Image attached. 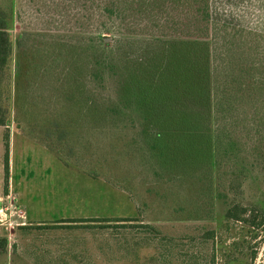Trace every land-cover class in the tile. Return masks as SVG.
Masks as SVG:
<instances>
[{"label": "rangeland", "instance_id": "1", "mask_svg": "<svg viewBox=\"0 0 264 264\" xmlns=\"http://www.w3.org/2000/svg\"><path fill=\"white\" fill-rule=\"evenodd\" d=\"M124 1L125 15L148 21L144 36L210 40L195 6ZM104 4L0 0L13 45L0 87V264H264V0L242 3L231 25L245 94L223 98L218 77L210 109L194 104L212 134L226 131L211 160L188 111L148 122L123 63L96 64L143 53L93 45L100 34L128 39L131 16L105 15Z\"/></svg>", "mask_w": 264, "mask_h": 264}, {"label": "trees", "instance_id": "2", "mask_svg": "<svg viewBox=\"0 0 264 264\" xmlns=\"http://www.w3.org/2000/svg\"><path fill=\"white\" fill-rule=\"evenodd\" d=\"M104 1L105 15L118 16L123 18V20L127 19V16H131L128 19L129 25L126 29L129 31V35H133V37H129L127 33L128 39L125 43L120 40H117V42L114 40V43L111 44L112 38L100 34L92 37L93 45L99 49H110V46L113 45L119 52L125 51V46L130 48V50L131 47L136 46L143 53L139 56L135 54L133 57L127 52L123 62L121 59L118 60L115 56L116 54H102L100 57L97 54V58H94L96 64L103 65L107 62L123 63V66L129 70L128 74H126L128 83L131 85L129 90L133 87L131 91L135 93L136 106L146 112L145 119L148 122L150 118H154L155 112H158V115L163 113L166 116L167 113L172 114L173 111H188L191 119L186 123L189 125V127L187 126L189 129L194 130L190 134L194 145L198 148L197 152L199 153V142L205 140L208 142L207 156L211 160L216 154L215 150V152L212 151V144L214 143L215 147L221 148L226 131L220 127L216 134H212L208 124L204 122V116L200 114L201 112L195 111L194 104L200 102L201 109L208 111L211 101L216 100L220 92L222 97H228V100L234 98L233 96L245 94L243 92L245 88L244 73L247 65L244 64L242 59L239 60L236 67L233 65L235 59L233 58L234 52L231 51V45L234 44L235 38L232 37L234 35L231 34V29L237 28L231 25L236 20L237 11L245 8L242 3L248 2V0H155L159 2L156 6L161 7L164 11L167 8L164 5L166 3L170 4L172 8H178L182 5L192 6V8L195 6L193 16L202 21L207 30L206 32L210 35V40L197 38L188 40L177 35L171 37L148 34L144 36L149 30L148 21L142 25L140 20H136L135 15H125L126 9L129 7L127 2L124 0ZM163 21H159L163 24L161 28L178 29L177 25H179V22L172 20V23L169 24V21ZM158 24L155 23L154 28ZM136 27L139 28V31L142 30L143 33L134 34L137 33ZM114 31L118 32V30ZM119 34L120 36L123 35L121 31ZM136 36L141 37L137 38ZM141 38H143L142 41L138 40ZM12 46V40L8 33L7 19L0 12V87H4L9 78V75L7 73L4 75V73L6 65L12 57ZM219 48L220 54H218ZM228 66L232 68L231 71L227 70ZM233 69L236 70L234 71ZM222 71H224V74L220 76ZM218 77L224 85V89L220 92L216 89ZM255 82L258 83L257 80L253 83ZM3 93L2 90L0 92V100L4 102ZM216 104L218 106L221 105L219 100ZM226 106V111L232 109L227 103ZM215 107L216 105L214 104ZM4 108H6L5 105ZM220 115L225 116L222 112L218 114V116ZM177 116L173 120L179 121L181 118L180 114ZM198 119L199 121H197ZM181 125L186 127V125ZM0 126H9V124L5 123V118L0 117ZM154 126H156V132H159V124ZM174 133H177L179 137L184 132L176 131ZM133 221L136 220L128 219L119 222L128 225L127 223ZM91 222L98 221L92 220ZM107 222L109 223L110 221Z\"/></svg>", "mask_w": 264, "mask_h": 264}, {"label": "crops", "instance_id": "3", "mask_svg": "<svg viewBox=\"0 0 264 264\" xmlns=\"http://www.w3.org/2000/svg\"><path fill=\"white\" fill-rule=\"evenodd\" d=\"M12 179L10 178V181H11ZM12 184V183H11ZM12 187H13V185H12ZM14 190H15V187H14ZM13 192V191H12ZM15 192H17L16 190H15ZM14 192V195L17 197V199H18V204H19V208H20V212L21 213H23L24 215H25V217H26V214H25V211H26V205H24V204H22L19 200H20V198H19V196H20V194L19 193H15ZM1 205V204H0ZM25 219V218H24ZM26 219H27V217H26ZM135 223H138L137 222V220L136 221H133V222H130V223H128V224H135ZM27 225V224H26ZM31 225V224H30ZM150 225V224H149ZM40 227V226H39Z\"/></svg>", "mask_w": 264, "mask_h": 264}]
</instances>
